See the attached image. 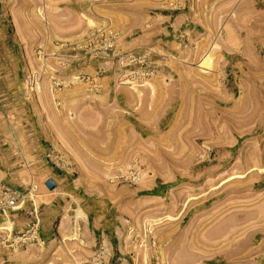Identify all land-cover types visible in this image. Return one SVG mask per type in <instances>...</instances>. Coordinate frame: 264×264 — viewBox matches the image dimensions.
Returning <instances> with one entry per match:
<instances>
[{
    "label": "rangeland",
    "instance_id": "374dc122",
    "mask_svg": "<svg viewBox=\"0 0 264 264\" xmlns=\"http://www.w3.org/2000/svg\"><path fill=\"white\" fill-rule=\"evenodd\" d=\"M263 214L264 0H0V264H264Z\"/></svg>",
    "mask_w": 264,
    "mask_h": 264
},
{
    "label": "bare ground",
    "instance_id": "6f19581e",
    "mask_svg": "<svg viewBox=\"0 0 264 264\" xmlns=\"http://www.w3.org/2000/svg\"><path fill=\"white\" fill-rule=\"evenodd\" d=\"M41 13V12H40ZM45 13H41V15L43 16ZM48 16V15H47ZM49 18V17H48ZM93 21L91 20V19H89V23H92ZM217 47H219L218 46V43H214L213 45H212V47L210 48V49H208L202 56H201V61H200V67H202V68H204V72H209L212 68H213V65L211 64L212 62H213V57H212V55H213V53H214V49H216ZM216 58V57H215ZM140 94V93H139ZM141 95V94H140ZM139 95V96H140ZM138 96V95H137ZM216 147V146H215ZM215 149V148H214ZM141 159V158H140ZM143 160V159H142ZM188 160V159H187ZM226 160V159H225ZM204 162V161H203ZM254 163V162H253ZM257 163V162H256ZM255 163V164H256ZM250 164H252V163H250ZM254 164V165H255ZM248 165V164H247ZM249 167V166H248ZM256 167V166H255ZM254 167V168H255ZM252 168V167H251ZM250 168V169H251ZM161 169V168H160ZM180 169V168H179ZM256 169V168H255ZM158 170H159V168H158ZM241 172V171H240ZM158 173V172H157ZM181 173V172H180ZM253 173V172H252ZM164 174V173H163ZM170 175V174H169ZM238 175H241V174H238ZM243 175V174H242ZM244 176V175H243ZM241 177V176H240ZM231 178V177H230ZM235 178V177H234ZM233 178V179H234ZM167 179V178H166ZM229 180V179H228ZM235 180V179H234ZM227 181V180H226ZM255 182V181H254ZM259 186V185H258ZM233 188V187H232ZM235 188V187H234ZM238 187H236L235 189H237ZM248 188V187H247ZM239 189V188H238ZM251 189V188H250ZM233 191V190H232ZM240 191V190H239ZM234 192V191H233ZM236 192V191H235ZM262 202V201H261ZM259 208H260V206H259ZM257 209V208H256ZM167 215V214H166ZM256 215H257V211H256ZM264 215V214H263ZM168 216V215H167ZM228 216V215H227ZM231 216V215H230ZM225 218V217H224ZM226 220V219H225ZM246 220V219H245ZM222 221V220H221ZM232 222H237V219L234 221V220H231ZM231 221L229 220V222L231 223ZM223 222V221H222ZM252 223V222H251ZM225 224V223H224ZM233 224H235V223H233ZM222 225V224H221ZM219 226V225H218ZM232 226H235V225H232ZM231 225H230V229H231V227H232ZM224 227V226H223ZM226 227H228V225H226ZM223 228H221V229H219V231H218V233L220 234V231L222 230ZM210 230H213V229H210ZM210 230H209V232H210ZM214 230H217V229H214ZM214 230H213V234H214ZM228 230H229V228H228ZM228 230L226 231V230H223L222 231V233L223 232H228ZM244 230V229H243ZM234 230H231V234L232 233H235V232H233ZM236 231V230H235ZM217 232V231H216ZM215 232V233H216ZM244 232V231H243ZM205 233V232H204ZM217 233V234H218ZM229 233H230V230H229ZM213 234H211V235H213ZM225 234V233H224ZM207 235V234H206ZM204 236V235H203ZM214 236V235H213ZM241 236V235H240ZM244 236V235H243ZM208 237H210V236H208ZM212 237V236H211ZM231 237V236H230ZM246 237V236H245ZM205 238V237H204ZM232 238V237H231ZM207 239V238H206ZM217 239V238H216ZM210 241H211V239H210ZM242 241H244L243 239H242ZM242 241H240V242H238V243H241ZM248 241V240H247ZM247 241H245V242H247ZM250 241V240H249ZM248 241V242H249ZM233 243V242H232ZM238 243H237V245H238ZM264 243V242H263ZM235 245H236V243H234ZM247 244V243H246ZM234 246V248L235 247H237V248H232L233 250H231V249H229L230 250V252L229 253H226L225 252V250L224 251H222V252H225L226 254H222L223 256H224V258L226 259V263H229L230 262V264H237L238 262H237V260L239 261L240 260V256H238V258L239 259H233V257L235 256V254H238L240 251H243V252H245L246 250H248V251H252L251 249H248V247H250V246H247V245H245V246H243V242H242V246L240 247L239 246V248H238V246ZM231 248V247H230ZM258 248V247H257ZM228 249V248H227ZM226 249V250H227ZM237 249H239V250H237ZM228 250V251H229ZM259 250V249H258ZM238 251V252H237ZM248 251L246 252V253H248ZM261 251V250H260ZM241 253V252H240ZM238 254V255H241V254ZM185 254V253H184ZM220 254V253H219ZM242 254H244V253H242ZM249 254V253H248ZM247 254V255H248ZM221 255V254H220ZM144 256V255H143ZM233 256V257H232ZM261 256V255H260ZM232 257V258H231ZM236 257V256H235ZM231 258V259H230ZM261 258V257H260ZM160 259V258H159ZM228 259H230V260H228ZM252 260V259H251ZM242 261V260H241ZM236 262V263H235ZM245 262V261H244ZM240 263V262H239ZM238 263V264H239ZM243 263V262H242ZM252 263V262H251ZM254 263V262H253ZM241 264V263H240ZM246 264V263H245Z\"/></svg>",
    "mask_w": 264,
    "mask_h": 264
},
{
    "label": "built area",
    "instance_id": "2783aa9c",
    "mask_svg": "<svg viewBox=\"0 0 264 264\" xmlns=\"http://www.w3.org/2000/svg\"><path fill=\"white\" fill-rule=\"evenodd\" d=\"M8 197L11 198V197H13V195H12L11 193H9V194H8ZM10 200H12V199H10ZM11 202H12V201H11ZM34 209H35V208H34Z\"/></svg>",
    "mask_w": 264,
    "mask_h": 264
}]
</instances>
